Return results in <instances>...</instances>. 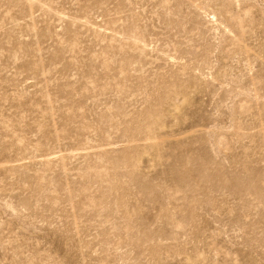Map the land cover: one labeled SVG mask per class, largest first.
Segmentation results:
<instances>
[{
	"label": "rangeland",
	"instance_id": "1",
	"mask_svg": "<svg viewBox=\"0 0 264 264\" xmlns=\"http://www.w3.org/2000/svg\"><path fill=\"white\" fill-rule=\"evenodd\" d=\"M0 264H264V0H0Z\"/></svg>",
	"mask_w": 264,
	"mask_h": 264
}]
</instances>
